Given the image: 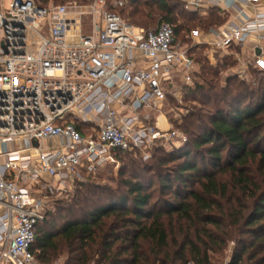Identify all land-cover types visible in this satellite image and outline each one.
I'll list each match as a JSON object with an SVG mask.
<instances>
[{
	"label": "built area",
	"instance_id": "built-area-1",
	"mask_svg": "<svg viewBox=\"0 0 264 264\" xmlns=\"http://www.w3.org/2000/svg\"><path fill=\"white\" fill-rule=\"evenodd\" d=\"M209 2L227 22L180 41L167 21L147 29L125 19L117 8L127 0H0V264H40L33 251L47 212L40 190L86 182L117 162L115 151L187 141L154 113L194 85L197 51L214 66L234 53L233 72L243 79L251 67L264 72L262 0ZM246 8L255 12L244 15Z\"/></svg>",
	"mask_w": 264,
	"mask_h": 264
},
{
	"label": "trees",
	"instance_id": "trees-1",
	"mask_svg": "<svg viewBox=\"0 0 264 264\" xmlns=\"http://www.w3.org/2000/svg\"><path fill=\"white\" fill-rule=\"evenodd\" d=\"M117 10L142 25L159 12L180 41H188L192 29L208 31L228 20L219 7L202 15L182 0H127ZM195 57L201 71L183 95L199 106L184 116L187 141L171 149L156 145L164 154L158 162L161 196L154 200L153 179L126 178L121 170L116 190L58 230L42 228L46 212L33 246L40 264L39 258L48 262L61 254L66 264H219L231 242V264H264V76L248 81L230 72L238 64L234 54L215 66L203 48ZM225 69L230 75L223 82ZM249 73L264 74L254 67ZM140 152L115 155L125 163ZM169 163L175 164L163 168ZM93 183L91 177L77 182L76 191L94 190Z\"/></svg>",
	"mask_w": 264,
	"mask_h": 264
},
{
	"label": "rangeland",
	"instance_id": "rangeland-1",
	"mask_svg": "<svg viewBox=\"0 0 264 264\" xmlns=\"http://www.w3.org/2000/svg\"><path fill=\"white\" fill-rule=\"evenodd\" d=\"M86 1L87 0L77 1V3L82 4L85 3ZM69 2L70 1L58 2V3L51 2L50 4H67ZM130 21L138 26L147 29H155L159 25V23L163 21V19L161 18L159 12L154 11L152 17L148 19L149 23L147 25L139 24L134 19H130ZM220 58H222V56H218L217 60H219ZM223 71L224 72L222 73L221 79L223 82H225V79L227 78L228 75H230V72H233V68H231L230 72L227 71L226 69ZM263 76L264 74L248 73L247 77H244V79L248 81H254V80L256 81ZM183 90H184L183 91L184 94L185 89ZM198 106H199L198 102L186 101L183 95L180 100L173 101L172 99H169L166 103H164L163 107L161 108L162 111L155 112L154 114H156V116L158 114H162L163 117L162 116L161 117L163 118V120L161 121L162 118L160 119V125L163 129L165 130L175 129L184 133L181 126L184 123L185 114L187 113L188 110L198 109ZM28 145L29 143H27L26 146ZM32 145L37 146L38 142L36 140H33ZM15 147L17 148L16 144ZM166 148L171 149L169 147ZM156 149H157L156 145H152L151 147L141 149L140 152L141 157L138 156L139 158L126 160L125 163L121 161H117L114 164H110L106 166L105 168L100 170L99 173H97L96 175L90 176L92 178V182H94L93 184H95L94 190L92 188L91 189L83 188L82 189L83 193H81L80 190L76 191L75 184L73 185V187L67 188L65 190H60L58 186L52 192L45 189L40 190L41 189L40 187L39 188L40 191L37 193L38 195L45 196V200L47 202L46 210L47 212H50L48 219L43 224L42 228L50 231H56L64 224V222L79 218L85 212L84 210L90 209L94 204L97 203L98 196L109 193V189L112 190L117 189L118 183L122 178L120 175L121 170L123 171L124 177L126 178H131L132 176H134L133 174H137L140 175V177L144 180L153 179L155 183L154 186L152 187V190L155 196L154 200H156L159 196H161V188L158 184L159 176L161 174V167H159L158 162L161 156H164V154H161V152H156ZM145 153L149 154L148 158L144 157ZM1 161L2 158H0V162ZM144 163H147L148 165L146 166L147 168H153V170L145 171ZM174 164L175 163H169L167 165L165 164L163 168H166L167 166L170 168L174 166ZM167 197H170V195H167ZM233 245L234 242H231L229 244L225 252V256L219 264H224L227 260H230L232 258L231 256L233 252L232 249ZM39 260L43 264H66L67 255L66 254L56 255L54 258L52 256V258H50L48 262L43 261V259L41 258H39Z\"/></svg>",
	"mask_w": 264,
	"mask_h": 264
},
{
	"label": "crops",
	"instance_id": "crops-1",
	"mask_svg": "<svg viewBox=\"0 0 264 264\" xmlns=\"http://www.w3.org/2000/svg\"><path fill=\"white\" fill-rule=\"evenodd\" d=\"M182 1H187V0H182ZM192 1H198L201 3V8L199 9L200 14L204 15L207 14L209 12V10L211 8H213V6L210 4L209 0H192ZM257 12H264V0H262L261 5L258 7V9L256 10ZM255 12V10L251 9V8H246L244 11V15H252ZM254 39L249 40V42L246 45H249L251 43H253ZM250 50L248 49L246 52V56H250ZM163 117V116H162ZM161 117V118H162ZM163 120V118L161 119V121Z\"/></svg>",
	"mask_w": 264,
	"mask_h": 264
}]
</instances>
